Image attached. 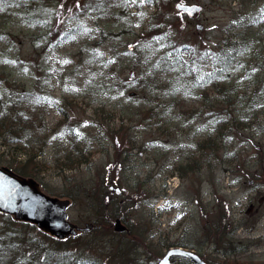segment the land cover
Masks as SVG:
<instances>
[{"label":"rangeland","instance_id":"1","mask_svg":"<svg viewBox=\"0 0 264 264\" xmlns=\"http://www.w3.org/2000/svg\"><path fill=\"white\" fill-rule=\"evenodd\" d=\"M25 1L0 0V81L35 127L25 150L0 136V165L37 153L39 189L91 228L59 237L0 211V237L28 242L31 264H46L41 241L77 264H158L182 242L215 264H264V0H29L44 2L39 25ZM244 30L263 56L222 70Z\"/></svg>","mask_w":264,"mask_h":264},{"label":"trees","instance_id":"2","mask_svg":"<svg viewBox=\"0 0 264 264\" xmlns=\"http://www.w3.org/2000/svg\"><path fill=\"white\" fill-rule=\"evenodd\" d=\"M28 1L29 0L25 1V7L24 9L22 8V11H20V14L23 16V20L27 22H31L36 25H39L41 23H46L47 21L44 18L45 16L43 14L44 2L29 3ZM49 1L53 3L56 2V0H49ZM260 15L261 12L256 17L251 18L252 24L259 21ZM246 29H247V25H246ZM245 31L246 30L237 34L238 38L233 42L236 46H232L231 48H228L229 52L234 54L232 57L229 58L228 62L222 58H220V60L218 61L216 59V61L220 63L219 67H221L222 70H225L228 67H230L231 64L235 61L238 53L240 52L249 51V55L257 59L263 56L258 50L251 49L250 46L246 43L245 38L249 33H247L245 36L246 33ZM56 42L57 39L56 40L49 39L48 41V43H52V44H55ZM224 42H227V38L224 39ZM259 42L264 44V38H260ZM237 47H239V49H237ZM175 62L176 63L175 65H173V68L181 67L182 61L179 60L178 57L175 58ZM187 65H189V63H187ZM3 72L4 74L5 72L7 73L6 69H3ZM207 76L211 78L206 79V81L210 83L212 82L214 85L218 83L217 81L221 80V78H218L217 75H215V72H213L211 75L208 74ZM5 77L6 78L4 79V81L6 83H9L11 86L12 85L16 86L15 79L12 82H10L8 76L6 75ZM1 82L2 81H0V136L1 137L7 136L8 140L15 143L14 145L16 146L15 149L19 148L25 150V145L23 144L25 142H28L27 139L30 140L31 138V132H32L31 128L35 127V119L31 117V111L27 110V105L23 111H18L19 109L17 108L14 99H12L10 96L6 94V92L4 91L5 90L4 87L1 86ZM217 87H219L217 90L225 94L226 96L225 98L227 100L229 101L232 100L231 95H229L227 91L222 90V85H217ZM24 94H33V93L29 90V91H25ZM16 108L18 110H16ZM211 146L213 148L212 150H214V145ZM78 151L80 150L78 149ZM36 156L37 153L36 154L30 153L29 156L23 161H17L15 158H12L10 159V165L13 168V170H15L16 172L22 175H28V176L32 175L33 177V173H38L41 170V168L39 167V162L35 160ZM80 161L78 162V164L80 163ZM191 166H192L191 163H186L185 165H181L179 168L186 173L189 169L190 170L192 169ZM6 235L2 233L0 237V264H31L29 261H26L28 258L26 257L24 252V249L26 248L28 242H25L24 239H21V241H19V238L17 240V238H14L11 234H8V236ZM49 240H51L49 241L50 244L58 242L56 241L57 239H53V238H49ZM69 240H71V238H68L67 240L64 241L67 242ZM181 244L186 245V243L184 242H182ZM33 247L36 252H43V257H45L46 264H49V261L52 262V264H77L78 256L75 255V257L68 258L69 253L67 250L66 252L65 250L63 251L65 252L64 253L65 257H67L66 259H61V260L55 259L54 261H52L51 258L54 257L53 256L54 254H57V251L54 248H52L49 244L45 245L44 241H41L39 243H34ZM207 261H209L212 264H215L211 260L207 259Z\"/></svg>","mask_w":264,"mask_h":264},{"label":"water","instance_id":"3","mask_svg":"<svg viewBox=\"0 0 264 264\" xmlns=\"http://www.w3.org/2000/svg\"><path fill=\"white\" fill-rule=\"evenodd\" d=\"M177 7L190 15L202 9V5L198 3L179 2ZM197 26L202 28L201 24ZM3 169L0 167V211L12 213L19 219L33 221L60 237L67 233L75 234L77 229L91 228L89 223L78 227L68 219L67 201L44 193L34 179L7 174ZM116 189L119 190V187ZM115 228L123 229L119 218H116ZM173 255L185 256L193 264H210L195 250L183 246L169 248L158 258V264H186L171 260Z\"/></svg>","mask_w":264,"mask_h":264},{"label":"flooded vegetation","instance_id":"4","mask_svg":"<svg viewBox=\"0 0 264 264\" xmlns=\"http://www.w3.org/2000/svg\"><path fill=\"white\" fill-rule=\"evenodd\" d=\"M1 168H4L3 170H5L7 172V174H11V175H16L18 176V174L13 171L12 169H10L8 166L6 165H0ZM173 260H176V261H180V262H185V263H189V259L186 258V257H179V256H176L174 258H172Z\"/></svg>","mask_w":264,"mask_h":264},{"label":"snow or ice","instance_id":"5","mask_svg":"<svg viewBox=\"0 0 264 264\" xmlns=\"http://www.w3.org/2000/svg\"><path fill=\"white\" fill-rule=\"evenodd\" d=\"M133 2H134V0H133ZM141 2H144V0H141ZM149 2H150V0H149ZM262 12H264V10H262ZM64 63H68V61H64Z\"/></svg>","mask_w":264,"mask_h":264}]
</instances>
